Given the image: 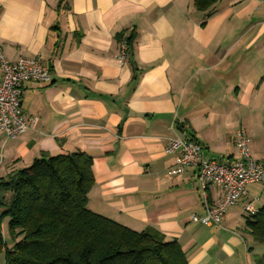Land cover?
<instances>
[{
  "label": "crops",
  "instance_id": "1",
  "mask_svg": "<svg viewBox=\"0 0 264 264\" xmlns=\"http://www.w3.org/2000/svg\"><path fill=\"white\" fill-rule=\"evenodd\" d=\"M213 7L205 17L193 0H0L4 57L39 56L50 75L23 84L20 107L36 118L33 129L0 131V179L35 158L79 150L92 160V212L134 231L155 229L178 242L188 264H259L264 239L245 204L264 207V180L249 183L220 224L206 225L190 219L204 213L196 168L170 175V138L185 133L204 159H237L235 132L248 136L261 106L264 73L255 75L254 64L264 62V1ZM122 35L131 38L124 59ZM254 142L251 156L264 161ZM220 196L211 189L207 199Z\"/></svg>",
  "mask_w": 264,
  "mask_h": 264
},
{
  "label": "trees",
  "instance_id": "2",
  "mask_svg": "<svg viewBox=\"0 0 264 264\" xmlns=\"http://www.w3.org/2000/svg\"><path fill=\"white\" fill-rule=\"evenodd\" d=\"M216 2L193 0V5L207 17ZM130 39H119L126 43V54ZM93 181L92 160L79 150L35 158L1 178L0 219H9L14 237L7 248L0 230L4 263L188 264L177 241L152 228L134 231L89 210ZM252 218L247 223L264 239V207ZM258 263L264 264V257Z\"/></svg>",
  "mask_w": 264,
  "mask_h": 264
},
{
  "label": "built area",
  "instance_id": "3",
  "mask_svg": "<svg viewBox=\"0 0 264 264\" xmlns=\"http://www.w3.org/2000/svg\"><path fill=\"white\" fill-rule=\"evenodd\" d=\"M264 1V0H262ZM127 46L120 41L119 58L126 57ZM0 131L8 137H15L33 129L35 117H26L20 107L23 84L27 81L49 82L50 75L42 64L41 57H20L8 62L0 48ZM249 138L243 128L235 132V144L239 157L231 161L220 158L204 159L198 142L187 137L170 138L166 152H177L170 169L171 176H180L187 167H195L199 187L204 201V213L192 214L190 219L201 224H220L226 211L235 205L245 194L249 183L264 180V163L254 160L249 150ZM211 189H219L221 196L216 202H209L207 194ZM248 216L258 210L251 202L245 204Z\"/></svg>",
  "mask_w": 264,
  "mask_h": 264
},
{
  "label": "rangeland",
  "instance_id": "4",
  "mask_svg": "<svg viewBox=\"0 0 264 264\" xmlns=\"http://www.w3.org/2000/svg\"><path fill=\"white\" fill-rule=\"evenodd\" d=\"M255 73H264V62L259 61L258 59L255 60V64H254V74ZM260 77L261 76L254 78V80L258 82L257 84H259V82L261 80ZM260 83H261V92H260L259 102H261L260 103L261 106L259 108L255 109L252 113L251 126L253 127V131H250V129L249 130L247 129V131H248L247 133H248V136L250 139L249 150H250L251 144L253 143V140H255L254 143L261 144V148L264 149V130H262V129L260 130L261 127L264 128V81H261ZM219 110H220V113L222 115H223V113H226V116L224 118L229 119V120H230V118H231V120H233V116H234V114H236L235 111L229 109L228 105H222L221 104L219 107ZM248 112H250V111H248ZM237 114H238V112H237ZM241 115L243 116L242 113H241ZM217 117H221V116L218 115ZM215 119H217V118H215ZM258 124H261V126H258ZM235 125L236 124H233L232 127H235ZM252 158L254 160H257L254 157H252ZM258 161L264 163V161H261V160H258ZM0 213H1V211H0ZM8 221H9V219L6 217L0 219V224L1 223L3 224L2 229L0 228V230H1L3 240L5 242L6 247L10 248L13 245L14 237H13V234H12V232L8 226ZM0 264H5L4 263V251H0Z\"/></svg>",
  "mask_w": 264,
  "mask_h": 264
}]
</instances>
